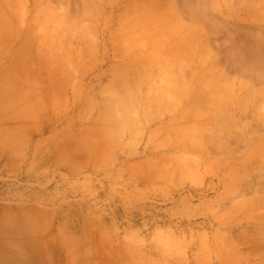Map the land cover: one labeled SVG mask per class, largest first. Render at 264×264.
<instances>
[{
  "label": "rangeland",
  "instance_id": "obj_1",
  "mask_svg": "<svg viewBox=\"0 0 264 264\" xmlns=\"http://www.w3.org/2000/svg\"><path fill=\"white\" fill-rule=\"evenodd\" d=\"M10 1L0 264H264V0Z\"/></svg>",
  "mask_w": 264,
  "mask_h": 264
},
{
  "label": "bare ground",
  "instance_id": "obj_2",
  "mask_svg": "<svg viewBox=\"0 0 264 264\" xmlns=\"http://www.w3.org/2000/svg\"><path fill=\"white\" fill-rule=\"evenodd\" d=\"M0 1H1V0H0ZM3 1H4V0H3ZM5 1L9 2V3H8V7L11 6V4H10L11 1H10V0H5ZM7 2H6V3H7ZM0 3H1V2H0ZM4 3H5V2H4ZM4 3H3V4H4ZM0 5H1V4H0ZM4 6H5V5H3L2 8H5V7H6V6H5V7H4ZM26 6H27V5H26ZM14 7H15V6H14ZM2 8H1V6H0V10H2ZM11 8H12V7H9L8 11H10ZM28 8H29V7H28ZM5 9H6V8H5ZM5 9H3L2 11H4ZM17 9H18V8H17ZM21 10H22V9H21ZM28 10H29V9H28ZM8 11H4V12H8ZM29 11H30V10H29ZM10 12H11V11H10ZM10 12H8V13H10ZM16 12H17V11H16ZM26 12H27V11H26ZM11 13H12V12H11ZM11 13H10V15H11ZM12 15H14V14L12 13ZM16 15H17V14H16ZM3 16H4V15H3ZM8 16H9V15H8ZM8 16H5V19L8 18ZM11 17H12V16H11ZM11 17H10V18H11ZM13 17H14V16H13ZM10 18H9V19H10ZM11 20H13V19H11ZM5 24H8V23H5ZM5 24H4V25H5ZM0 25H1V24H0ZM4 25H3V26H4ZM12 25H14V24H12ZM13 29H14V28H13ZM20 31H21V30H20ZM3 32H4V31H3ZM5 32H7V31L5 30ZM5 32H4V33H5ZM21 32H23V31H21ZM21 32H20V33H21ZM16 33H17V31L15 30V34H16ZM26 33H27V32H26ZM26 33H25V34H26ZM28 33H29V32H28ZM28 33H27V34H28ZM0 34H2V33H0ZM17 34H19V33H17ZM3 35H4V34H3ZM5 35H6V34H5ZM9 35H10V34H9ZM12 35H13V34H12ZM6 36L8 37V35H6ZM10 36H11V35H10ZM10 36H9V37H10ZM18 36H19V35H18ZM0 37H2V38H0L1 40L4 39V38H7V37H4V38H3V36H0ZM242 37H243V36H242ZM260 37H261V36H260ZM241 41H242V40H241ZM239 42H240V41H239ZM246 42L249 43L250 41L246 40V41L243 42V43H246ZM250 43H252L253 46H254V43L256 44V42H254V43H253V42H250ZM258 43H259V42H258ZM31 44H32V43H30V46H31ZM238 44H239V46H242V45H243V44H240V43H238ZM238 44H237V46H238ZM252 45H251V46H252ZM260 45H261V42H260ZM260 45L257 44V46H260ZM25 46L28 47L27 44H25ZM239 46H238V47H239ZM244 46L247 47V46H249V44H248V45H245V44H244ZM251 46H249V47H251ZM262 46H263V45H262ZM260 47H261V46H260ZM21 48H22V47H21ZM247 48H248V47H247ZM251 48L254 49L255 47H251ZM251 48H249V49H251ZM256 48H257V52H256L255 50H254V51H255L256 54H257L259 51H258V47H256ZM262 48H263V47H262ZM28 49H29V48H28ZM242 49L244 50V47H243V46H242ZM242 49H240V47H239V48H238L239 51L237 52V50H236V53H237V54H235V55H236V56H235L236 58H235L234 60H232V61H233L232 66H234L235 68L238 66L237 63L234 64V63H235V60H236V59H237V60L239 59V57H240V56H239V55H240V51H241ZM259 49H260V48H259ZM246 50H247V49H246ZM251 50H252V49H251ZM251 50H247V51L249 52V51H251ZM20 51H21V54H22V53H23V49H20ZM20 51H19V53H20ZM25 51H26V50H24V54H23V55H25ZM254 51H253V53H255ZM261 51H262V50H260V52H261ZM242 52H243L242 54H245L246 51L244 50V51H242ZM260 52H259V53H260ZM234 53H235V52H233V54H234ZM238 53H239V54H238ZM250 53L252 54V52H250ZM259 53H258V54H259ZM215 54H216V53H215ZM246 54H247V53H246ZM251 54H249V56L252 58ZM258 54H257V56L255 55V57H257V59H259L258 56H260V55H258ZM247 55H248V54H247ZM247 55H246V56H247ZM216 56H217V55H216ZM238 56H239V57H238ZM244 56H245V55H244ZM249 56H248V57H249ZM18 57H19V56H18ZM23 57H24V56H23ZM27 57H28V56L26 55V57H25L26 59L24 58L25 60L23 59V61H21L20 63L18 62L19 59H18L17 57H16L17 59L15 58L16 60H14V61L18 62V64H22V62H23V64H24V61L27 60ZM237 57H238V58H237ZM242 57H243V56H241V58H242ZM248 57H247V58L245 57L244 59H247V61H249V60H248ZM250 57H249V59H250ZM233 58H234V57H232V59H233ZM241 58H240V60L242 61ZM261 58H262V56H261ZM254 59H256V58H254ZM17 60H18V61H17ZM20 60H21V57H20ZM250 60H251V59H250ZM252 60H253V58H252ZM261 60H262V59H261ZM261 60H260V61H261ZM27 61H28V60H27ZM213 61H214V60H213ZM215 61H216V59H215ZM244 61H246V60H244ZM247 61H246V62H247ZM253 61H254V60H253ZM253 61H252V62L250 61L251 63L248 62V63H249L248 65H250V64L252 65ZM143 62H144V61H143ZM261 62H262V61H261ZM263 62H264V61H263ZM14 63H15V62H14ZM25 63H26V62H25ZM217 63H218V61H217ZM238 63H239V66H240V64H241L242 62H238ZM258 63H259V60H258ZM137 64H138V66H140V65H139L140 63L137 62ZM137 64L134 65V68H135V66H137ZM142 64H143V63H142ZM243 64H245V62H244ZM253 64H254V63H253ZM256 64H257V63H256V61H255V65H256ZM13 65H15V67H17L16 64H13ZM13 65H12V66H13ZM235 65H237V66H235ZM245 65H246V64H245ZM251 65H250V69H251ZM262 65H263V64H262ZM262 65H261V66H262ZM12 66H11V67H12ZM18 66H19V65H18ZM131 66H132V65H131ZM131 66H130V67H131ZM232 66H231V67H232ZM242 66H243V65H242ZM242 66H241V67H242ZM246 66H247V65H246ZM246 66H244L243 68H245ZM63 67H64V66H63ZM216 67L218 68V67H219V64H216ZM234 67H233V68H234ZM262 67H264V66H262ZM235 68H234V69H235ZM239 68H240V67H239ZM243 68H242V69H243ZM236 69H237V68H236ZM247 69H248V68H247ZM247 69H245V70H247ZM252 69H253V68H252ZM256 69H257V67H256ZM259 69L261 70V68H259ZM259 69H257V70H259ZM129 70H131V69H129ZM238 70H239V69H238ZM243 70H244V69H243ZM243 70H241V71H242L243 73H246V71H245V70L243 71ZM248 70H249V69H248ZM257 70H256V71H257ZM262 70H263V69H262ZM239 71H240V70H239ZM251 71H252V70H250V72H251ZM262 72H263V71H262ZM255 73H256V72H255ZM4 74H5V73H4ZM246 74H248V73H246ZM250 74H251V73H250ZM221 75H222V74H221ZM221 75H220V76H221ZM224 75H226L225 77H227V74H224ZM224 75H223V76H224ZM258 75H259V74H258ZM13 76H14V75H13ZM15 77H16V76H14V78H15ZM260 77H261V76H259V78H260ZM14 78H13V79H14ZM222 78H223V77H222ZM222 78H221V79H222ZM262 78H263V77H262ZM11 79H12V78L10 77V80H11ZM0 80H1V79H0ZM4 80H5V77H4ZM6 81H7V80H6ZM11 81H12V80H11ZM263 82H264V81H263ZM4 84H5V83H4ZM9 84H10V83H9ZM209 87H210V86H209ZM203 89H204V88H203ZM203 89H201V90H203ZM207 89H209V88H207ZM214 89H215V88H214ZM205 90H206V89H205ZM208 91H212V90H208ZM259 91H260V90H259ZM263 91H264V89H263ZM201 92H202V91H201ZM201 92H200V93H201ZM200 93H199V94H200ZM205 93H206V91L203 93V95H202V93H201V94H200L201 96H199V94L197 93V96H198V97L196 96V98H195V96H194L195 99H193V100H196V101H195V106H196V103L199 104V103L202 101L203 98H206V97H207V95H206ZM258 93H259V92H258ZM205 95H206V97H204ZM192 97H193V95H192ZM208 97H209V96H208ZM208 97H207V98H208ZM216 97H217V96H216ZM216 97H215V98H216ZM207 98H206V99H207ZM256 98H257V97H256ZM203 100H205V99H203ZM190 101H191V99H190ZM214 101H215V100H214ZM192 102H193V101H192ZM192 102H191V103H192ZM206 102H209V100L207 99V101H205V102L202 101V103H204V105L206 104ZM188 103H189V101H188ZM209 103H211V102H209ZM214 104H216V103H214ZM197 106H198V105H197ZM200 106H203V104L200 105ZM200 106H199V108H200ZM210 106H211V105H210ZM212 106H213V105H212ZM211 108H212V107H211ZM196 110H197V109H196ZM200 110H201V109H200ZM204 110H205V109H204ZM206 110H207V109H206ZM208 110H209V109H208ZM190 111H191V110H190ZM190 111H188V113H187V112H184V113H187V115H188V114L190 113ZM193 111H195V110H193ZM198 111H199V110H198ZM198 111H195V112H198ZM201 112L203 113L204 111L201 110ZM192 113H193V112H192ZM216 113H217V112H216ZM219 113H220V112H219ZM196 114L198 115V113H196ZM207 114H208V113H207ZM209 114H210V113H209ZM200 115H201V114H200ZM181 116H182V115H181ZM181 116H180V117H181ZM183 116H184V115H183ZM183 116H182V118H183ZM190 116H191V113H190ZM215 116H216V114H215ZM185 117H186V116H185ZM185 117H184V119H185ZM191 117H192V116H191ZM206 117H207V116H206ZM203 118H204V116H203ZM203 118H202V119H203ZM191 119H192V118H191ZM207 119H208V118H207ZM207 119H206V120H207ZM177 120H178V119H177ZM180 120H183V119H180ZM204 120H205V119H204ZM208 120H209V119H208ZM208 120H207V121H208ZM174 121H175V120H174ZM183 121H185V120H183ZM186 122H187V121H186ZM186 122H185V123H186ZM190 122H192V121H190ZM173 123H174V122H173ZM209 123H210V122H209ZM202 124H204V123H202ZM179 125L182 126V124H179ZM186 125H187V124H186ZM204 125H206V124H204ZM204 125H203V126H204ZM176 126H177V125H176ZM183 126H184V125H183ZM216 126H217V125H216ZM194 127L197 128L196 125H195ZM205 127H206V126H205ZM178 128H179V127H178ZM190 128H192V127H190ZM190 128H189V129H190ZM199 128H200V127H199ZM214 128H216V127H214ZM202 129H203V128H202ZM217 130H218V128H217ZM183 132H184V131H183ZM184 133H185V132H184ZM203 133H204V132H203ZM189 134H190V133H189ZM185 135H186V133H185ZM208 135H209V134H208ZM190 136H191V134H190ZM190 136H189V137H190ZM194 136H195V135H194ZM204 136H205V135H204ZM184 137H185V136H184ZM178 139H179V138H178ZM188 139L191 140V138H188ZM188 139H187V140H188ZM183 140H184V139H183ZM185 140H186V139H185ZM190 140H189V143H190L193 139H192L191 141H190ZM183 142H184V141H182V144L185 143V142H184V143H183ZM187 142H188V141H186V143H187ZM175 144H178V142L175 143ZM178 146H179V145H178ZM185 146H186V144H185ZM181 147H183V146H181ZM186 148H187V147H186ZM184 149H185V148H184ZM162 159H163V158H162ZM228 238H229V237H228ZM225 239H226V238H225Z\"/></svg>",
  "mask_w": 264,
  "mask_h": 264
},
{
  "label": "crops",
  "instance_id": "obj_3",
  "mask_svg": "<svg viewBox=\"0 0 264 264\" xmlns=\"http://www.w3.org/2000/svg\"><path fill=\"white\" fill-rule=\"evenodd\" d=\"M1 3V7L3 6V5H5V6H8V3L9 2H7V1H3V0H1L0 1ZM5 2V3H4ZM7 2V3H6ZM4 3V4H3ZM4 6V7H5ZM14 15H12V17L10 18V17H8L6 20H1L0 21V33H2V34H0V36H3V38L4 37H7L6 35H8V37L7 38H4V39H11V38H18L19 36L18 35H20V32H19V26H18V22L16 21V19L13 17ZM10 18V19H9ZM11 19H13V20H11ZM5 23H8V24H5ZM5 24V25H4ZM12 24H14V25H12ZM4 25V26H3ZM14 28V29H13ZM5 30L7 31V32H5ZM15 30L17 31V33H19V34H15ZM5 33H4V32ZM4 34V35H3ZM6 34V35H5ZM11 36H10V35ZM13 34V35H12ZM10 36V37H9ZM0 38H2V37H0ZM15 57H16V55L14 54L13 55V58H12V62L11 63H9V64H7V66L6 67H3V68H0V98L2 97V96H5V97H8V96H10L11 94H13L14 93V86H13V84H12V82H10L11 80H13V78H14V76H18L17 74H18V71L16 70L15 71V65H13V64H16V62L14 61L15 60ZM15 62V63H14ZM13 65V66H12ZM12 66V67H11ZM5 73V74H4ZM14 75V76H13ZM4 77H5V80H4ZM10 77L12 78L11 80H10ZM7 80V81H6ZM5 83V84H4ZM10 83V84H9ZM5 97H3V99L5 98Z\"/></svg>",
  "mask_w": 264,
  "mask_h": 264
}]
</instances>
